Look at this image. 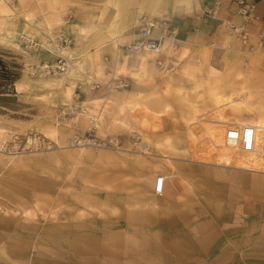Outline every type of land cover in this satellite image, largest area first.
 Listing matches in <instances>:
<instances>
[{
  "label": "rangeland",
  "instance_id": "obj_1",
  "mask_svg": "<svg viewBox=\"0 0 264 264\" xmlns=\"http://www.w3.org/2000/svg\"><path fill=\"white\" fill-rule=\"evenodd\" d=\"M26 1L0 0V54L19 73L16 99L0 104V264H219L191 218L216 220V202L204 194L225 185L218 177L229 179L235 200L239 177L214 164L254 169L250 153L226 141L232 123L219 120L264 116L260 55L233 56L224 71L202 66L171 82L173 59L185 55L174 45L177 33L164 44L169 56L133 48L143 37L138 16L154 17L145 10L123 31L116 18L107 23L90 8L46 21L43 7ZM60 36L66 52L54 47ZM60 53L71 57L70 71H48L44 65ZM239 103L250 112L235 114ZM68 105L75 111L63 114ZM89 131L119 145L76 140L91 138ZM172 131L185 149L171 147ZM165 155L187 157V179H203L188 181L193 205L172 202L166 190L155 195L154 178L156 185L171 167Z\"/></svg>",
  "mask_w": 264,
  "mask_h": 264
},
{
  "label": "crops",
  "instance_id": "obj_2",
  "mask_svg": "<svg viewBox=\"0 0 264 264\" xmlns=\"http://www.w3.org/2000/svg\"><path fill=\"white\" fill-rule=\"evenodd\" d=\"M236 1L33 0L35 4L43 7L42 17L46 21L62 20L60 18L62 16L64 18L66 14H78L86 8H90L93 13H104V21L107 23L113 17L116 18L120 21L123 31L137 25L136 14L138 11L145 10L154 17L166 16L171 20L172 26L177 29V42L174 45L179 52L185 51V55L181 59L177 60V56L173 59L171 70H169L171 74L167 77V80L171 82L184 77L185 71H201L202 66L209 69L211 65L212 68L224 71L227 69L226 63L233 56L238 58L244 56L246 59H251L260 55L259 68L264 70V0H248L255 3V10L250 25V39L247 44H243V42L233 44L236 41L235 37L231 35L224 23L227 19H237L238 4ZM111 2H115L117 6ZM215 3L220 6V17L218 18L205 14L206 6ZM62 5L67 6L65 11H62ZM100 36L111 37L104 33H101ZM98 37V35H94V38ZM163 42L168 46L171 41L163 38ZM164 52H167L165 55L169 56L168 49L165 48ZM218 62H221V66L218 65ZM146 69L150 74H153L156 82H162V78L157 75L159 72L154 63L148 64ZM181 136L180 133L171 132L170 145L172 148L185 149L186 146L183 145ZM165 156H169L167 159H169L171 167L166 168V173L159 174H164L166 177L164 188L167 191L166 197L172 202L187 207L193 205L194 191L190 189L188 181L196 183L203 179L201 177L187 179L190 177L186 168L189 161L187 157ZM218 164L214 165L221 166L224 171L229 172L228 177L235 179L239 177L240 179L238 183L235 182L236 185L233 189L235 200L229 199L228 196L231 188L229 179L218 177L217 181L224 182L225 185H221L217 193L213 192L208 196L204 194L205 201L216 202L213 203V206L218 210L216 220L208 217L191 218L199 233L198 236L203 242L209 243L210 241L211 244L208 245L214 246L210 248L212 253H208V256L216 257L219 264H264V186L261 185V182L264 183V170L248 169L245 166L227 163ZM155 178L153 180L154 192ZM155 195L158 196L156 192ZM182 197L184 199H181ZM229 215L232 217H228Z\"/></svg>",
  "mask_w": 264,
  "mask_h": 264
},
{
  "label": "built area",
  "instance_id": "obj_3",
  "mask_svg": "<svg viewBox=\"0 0 264 264\" xmlns=\"http://www.w3.org/2000/svg\"><path fill=\"white\" fill-rule=\"evenodd\" d=\"M238 9L236 11L237 19H227L225 25L228 28V31L234 37H237L243 43H248L250 39V25L252 23V17L255 10V3L248 1V0H237ZM205 14L209 17L218 18L220 17V6L218 3L213 5H208L205 8ZM138 23L141 29V33L143 37L133 43V48L135 50H148L161 55L162 52L165 50L163 38H176L177 29L172 26L171 20L167 17H150L146 14H140L138 16ZM158 27L163 29L162 33H158L155 31V28ZM167 30V33H165ZM64 37L60 36L56 42V46L63 47ZM27 45H33V39H26ZM159 61H163L159 58ZM71 66V57L60 53L54 62L45 64V67L48 71H58L64 72L69 69ZM118 84L121 86L126 85L127 82L124 79H121ZM117 84V85H118ZM75 107L72 105H68L66 108L62 110L63 114L67 112H74ZM94 129V125L90 128ZM89 134L93 137H77L76 140L82 144L86 142H93L96 143L97 146H110L119 145V139L115 136L110 137H97L93 136L92 133L89 131ZM139 138V135L137 134ZM225 138L228 143L231 145L237 146L244 150V151H254L257 152L259 155L264 156V133L262 136L259 135L258 128L254 124H239V123H232L228 126ZM165 175H160L157 179L155 185V192L159 195L163 194L165 182H166Z\"/></svg>",
  "mask_w": 264,
  "mask_h": 264
},
{
  "label": "bare ground",
  "instance_id": "obj_4",
  "mask_svg": "<svg viewBox=\"0 0 264 264\" xmlns=\"http://www.w3.org/2000/svg\"><path fill=\"white\" fill-rule=\"evenodd\" d=\"M124 12V11H123ZM119 14V13H118ZM124 15V14H123ZM131 23V21H130ZM167 39H170V38H167ZM56 46V44L54 45V47ZM52 49H50V51H54V48L51 47ZM66 49L67 47H64L62 48L61 47V50H63L64 52H66ZM45 66V65H44ZM71 68H69V70H67L66 72H69ZM63 73V72H62ZM65 73V72H64ZM72 78V77H71ZM17 87V86H16ZM19 87V86H18ZM17 87V88H18ZM236 92V91H235ZM234 92V93H235ZM233 93V92H232ZM236 94V93H235ZM71 95V93L69 94V96ZM234 95V94H233ZM232 97L233 96H229V97H226L229 101L232 102ZM242 101H240L241 103ZM240 103H239V107L237 106L233 112L235 114H243L245 115V113L247 112H250L249 109H248V106L246 104H243V106H240ZM235 107V105H233ZM250 106V105H249ZM230 110V109H229ZM86 113V112H85ZM260 120H257V121H253V120H248V121H240V122H228L226 120H219L220 122L224 123V124H229V123H239V124H254L256 125V127L258 128V131H259V135L262 136V134L264 133V116H260ZM223 128V127H222ZM228 126H226V130H227ZM1 139V138H0ZM234 148H238L239 150H241L242 152H245V153H250V155H248V160H249V164L251 166L254 167V169H264L262 167H264V156L262 155H259L257 152H254V151H244L239 147L235 146ZM160 176V175H159ZM158 176V177H159Z\"/></svg>",
  "mask_w": 264,
  "mask_h": 264
},
{
  "label": "trees",
  "instance_id": "obj_5",
  "mask_svg": "<svg viewBox=\"0 0 264 264\" xmlns=\"http://www.w3.org/2000/svg\"><path fill=\"white\" fill-rule=\"evenodd\" d=\"M18 77L19 73L12 62L0 54V104H9L8 102L16 99L14 83Z\"/></svg>",
  "mask_w": 264,
  "mask_h": 264
}]
</instances>
